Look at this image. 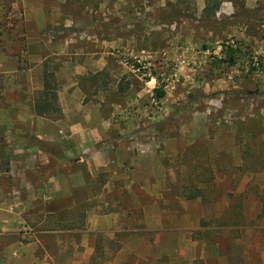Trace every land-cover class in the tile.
Masks as SVG:
<instances>
[{
	"label": "rangeland",
	"instance_id": "374dc122",
	"mask_svg": "<svg viewBox=\"0 0 264 264\" xmlns=\"http://www.w3.org/2000/svg\"><path fill=\"white\" fill-rule=\"evenodd\" d=\"M46 15L54 41L79 31L113 41L91 74L113 101V138L98 143L94 174L95 152L49 143L52 169L10 183L22 204L0 210V226L13 223L0 251L38 240L55 264H264V0H0L7 79L37 87L27 57ZM230 48L234 66L223 63ZM56 73L45 71L58 84Z\"/></svg>",
	"mask_w": 264,
	"mask_h": 264
},
{
	"label": "crops",
	"instance_id": "0c3cea01",
	"mask_svg": "<svg viewBox=\"0 0 264 264\" xmlns=\"http://www.w3.org/2000/svg\"><path fill=\"white\" fill-rule=\"evenodd\" d=\"M38 21L42 23L43 28L40 27L41 30L36 31L31 38L27 57L29 71L39 80L37 87L33 81L25 84L22 80L6 78L5 34L0 37V210H20L19 205L22 203L11 201L19 194L17 188L10 186V183L15 184L17 177L20 182L21 178H24L31 183L26 177L29 170L33 171L36 167L40 170L43 167L52 169L55 159L47 150L49 143L57 142L65 154L70 151L95 152L96 158H91L88 162L91 167L89 171L94 174L92 163L94 159H99L98 152L101 150L97 147L98 143H103L107 136L113 138V101L105 95L104 85L107 84L91 78V74L106 69V59L113 41L103 40L89 31H79L80 33L74 34L79 35L76 38L69 34L54 41L55 34L48 32V28L54 27V16L46 15ZM20 61L22 62V59ZM13 70V75L16 76L18 68ZM47 70L58 72V103L61 108L58 115H61V118L56 121L47 114L39 116L34 110L37 100H34L32 94L39 92L40 95L44 90V74ZM40 79L43 81L40 82ZM7 84L14 88L12 98L6 95ZM115 129L117 128L114 127ZM38 141L43 143L45 148L38 149L35 145ZM66 142H71L72 146H67ZM34 174L43 181H54L53 172H41L39 176L36 171ZM71 177L74 176L66 175L65 179L69 181ZM68 185L69 183L66 187L61 186L59 190L67 193L70 187ZM42 196L47 199V194L42 193ZM33 206L27 205L24 210H38L37 206ZM12 224H1L3 226L0 228L10 231ZM40 242L3 240L1 263L55 264L47 251L42 250L37 254ZM74 247L84 249L86 241L82 240L81 244L77 242ZM75 259L85 262L86 255L78 254Z\"/></svg>",
	"mask_w": 264,
	"mask_h": 264
},
{
	"label": "trees",
	"instance_id": "16d2710c",
	"mask_svg": "<svg viewBox=\"0 0 264 264\" xmlns=\"http://www.w3.org/2000/svg\"><path fill=\"white\" fill-rule=\"evenodd\" d=\"M229 58L224 60L223 63H227L229 66H234L237 63L235 56V50L230 48ZM53 74H45L44 90L40 93L37 101L35 102L34 110L37 115L43 116L49 115V112L57 114L61 113V108L58 103V90L59 87L53 80ZM165 95L164 91H160L157 94L158 99L163 98Z\"/></svg>",
	"mask_w": 264,
	"mask_h": 264
},
{
	"label": "built area",
	"instance_id": "2783aa9c",
	"mask_svg": "<svg viewBox=\"0 0 264 264\" xmlns=\"http://www.w3.org/2000/svg\"><path fill=\"white\" fill-rule=\"evenodd\" d=\"M124 63L125 65L132 69L134 72H141L143 71V76H146V71H147V66L146 64L142 61V60H135V61H132L130 59H125L124 60ZM156 82V79L155 78H152L151 82L150 83H155Z\"/></svg>",
	"mask_w": 264,
	"mask_h": 264
}]
</instances>
